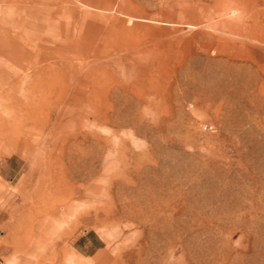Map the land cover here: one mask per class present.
I'll list each match as a JSON object with an SVG mask.
<instances>
[{
	"label": "rangeland",
	"instance_id": "1",
	"mask_svg": "<svg viewBox=\"0 0 264 264\" xmlns=\"http://www.w3.org/2000/svg\"><path fill=\"white\" fill-rule=\"evenodd\" d=\"M17 1L44 46L12 69L108 110L0 141V264H264V0Z\"/></svg>",
	"mask_w": 264,
	"mask_h": 264
},
{
	"label": "bare ground",
	"instance_id": "2",
	"mask_svg": "<svg viewBox=\"0 0 264 264\" xmlns=\"http://www.w3.org/2000/svg\"><path fill=\"white\" fill-rule=\"evenodd\" d=\"M2 3L3 6L0 4V141L8 144L12 149H19V151L21 150L23 152L33 151L34 147L36 145L39 146L40 142H46L47 144L48 140L51 142L54 141L55 132L61 125L63 117L69 114L71 106L77 104L80 97L81 100H83H80L81 103L88 102V113L95 109L97 102L101 105L100 107L106 111L108 110V103L105 99L97 101L94 98L93 85L87 87L88 91H83V93L80 94L77 93L79 95L78 99L76 98L77 96H75L76 93H74V96L69 97V94H66L67 92L65 93V87L61 84L62 76L56 74L52 68H49L48 65H46L47 63L40 65L43 61H41L42 55L40 52L35 56L37 61L32 66L12 69L10 59L14 57L17 51L24 55H27L28 50L31 48H39V51H41L43 50L42 46H44V41L32 35L31 32L35 27L32 22L20 19L21 16L18 17L20 13L24 10L26 11V9L20 8L19 1L5 0ZM85 7L90 8L88 6ZM40 13L41 11H37L36 9L35 14ZM43 27H45V25ZM20 33H22V35H20ZM19 39H22L27 49L21 46L22 42L20 43ZM3 47L4 49H2ZM28 57L31 59L30 57H32V54H28ZM147 88L151 89V87ZM13 89H19V92L22 93V97L19 100L20 103L17 102L18 106L16 105L15 109L13 105L11 107L10 105L6 106V104L1 103L3 100L2 98L6 97V95H10ZM51 95H53V100L56 101V110H49L50 115L47 116L52 120H50L51 123H49L52 125L48 127V125L44 124L43 127L41 126L42 122L40 123L37 117L39 114L44 116L47 112H44V109ZM36 97L39 99H36ZM23 99L25 100L24 102H22ZM6 109L8 114L1 113V110L3 111ZM60 109L62 111L61 113L59 112ZM101 111L100 109L96 112L92 118L90 117L92 114H88L90 120L99 121L101 123L107 122L108 119L106 114ZM33 134H36L38 141L34 147L27 142V137H31ZM62 146L64 148L63 144L61 147Z\"/></svg>",
	"mask_w": 264,
	"mask_h": 264
}]
</instances>
